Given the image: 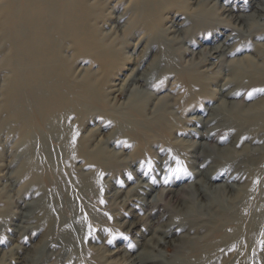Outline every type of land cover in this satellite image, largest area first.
Instances as JSON below:
<instances>
[{"label":"rangeland","instance_id":"rangeland-1","mask_svg":"<svg viewBox=\"0 0 264 264\" xmlns=\"http://www.w3.org/2000/svg\"><path fill=\"white\" fill-rule=\"evenodd\" d=\"M170 1H158L147 7L146 4H136V0H87L86 5L89 4L87 7L92 12L89 21L82 22L80 40L83 44L85 42L84 45L91 44L89 38L93 42L95 40L102 55L91 54L90 51L88 54L79 53L76 47H72L73 41L66 39L65 23L60 21V28L59 24L55 27L53 23H43L48 29L44 28L43 33L55 36L53 40L61 65V72L58 73L64 75L63 84L69 90L78 89V95L70 96L78 102V106L75 110L68 109L71 105L66 106L64 113L58 111L65 119L64 128H67L68 143L71 145H64L63 152L60 149L61 141H51L52 147L47 152L51 155L49 158L52 164H48L47 168H43L44 160H40L42 147L38 148V156L36 154L34 158L37 169L35 167L28 173L24 168L31 164L28 148L33 144L30 139L32 130L26 126L21 127L20 123L8 124V116L1 111L5 104L4 91L14 78L11 74L14 63L11 32L14 28L6 25V22L1 27L0 21V264H140L143 263L142 259L145 261L143 264H185L186 260L174 246H185L188 240L205 235L203 231H195L186 223L197 216V219L200 216L198 220H204L203 211L196 206L195 212H188L182 203L186 201L184 197L188 195V187L198 180L197 172L226 168V172L215 184L222 185L227 178L228 185L244 186L249 160L242 152H258L264 143V137L252 140L237 135V131L241 132L251 126L261 130V126H264V116L258 125H253L251 123L257 118H254L256 114L246 113L250 107L255 106H258L255 111L264 113L263 109H259L264 104V0ZM7 4V0H0V12ZM23 21L21 25L26 22ZM53 26L54 30L51 29ZM155 28H159V31ZM217 47L220 51L211 56L212 49ZM86 55H93L95 59L91 60ZM191 82L197 83L194 90L188 89ZM218 100L234 103L236 107H219L221 102ZM220 117L229 119L231 124L227 121L221 124L218 120ZM38 130L34 128L36 136H40ZM201 143H207L215 151L203 153L196 148ZM228 149L231 151L224 157V150ZM261 164L264 165V152L257 163L260 173L263 171L259 166ZM125 166L128 168L125 169ZM54 173L62 174L64 179L60 176L58 181ZM78 174H81V178ZM258 179L251 191L245 194L239 192L228 208L232 216L247 221L255 216L254 225H264V172ZM56 184L61 185V188L66 187L64 190L68 205L54 189ZM43 191L51 196L46 204L49 211L47 215L44 208H39ZM96 194H99L98 197H95ZM194 197L198 202L197 193ZM233 197H236L234 193L226 192L223 198L229 201ZM69 209L78 213L81 223L72 221L75 217L67 212ZM176 216L181 217L178 219ZM74 223L78 226H74ZM197 225H201V222ZM69 237H72L77 251H80L76 259L70 258L67 253L69 249L66 242ZM246 254L250 259L248 264H264V230L255 249H246L242 253L232 250L225 255L201 259L196 264H247L246 260L243 261ZM151 258L153 261L148 262Z\"/></svg>","mask_w":264,"mask_h":264},{"label":"bare ground","instance_id":"bare-ground-1","mask_svg":"<svg viewBox=\"0 0 264 264\" xmlns=\"http://www.w3.org/2000/svg\"><path fill=\"white\" fill-rule=\"evenodd\" d=\"M8 4L6 5V8H4L1 12H0V16L2 17L1 21V27H3V25L5 24V22L7 23L6 25L8 26H12L14 29L11 33H13V45L11 46V49L14 51L13 55H14V63H13V69L11 71L12 76L14 77L13 80L10 82L8 88H6V90L4 91L3 96L5 97V104H3L2 106V112L6 113L7 119H8V124L10 125H17L20 123L21 127L26 126V128H29L31 131V142L33 143L32 145L30 144L28 148L29 151V158L28 160L31 161L30 166H27L26 169L27 173L29 172V170H34L35 167L37 166L36 162L34 163V158L35 155L38 153L37 150L38 148L42 147V153L40 154V160L43 161L45 165L43 166V168H47L49 165L48 164H52L50 161L49 156L50 153L47 152L50 150V147H52L51 145V141H55V140H59L60 144L62 147H60V149H62V151L64 152L65 147L64 145H71L69 144L68 140V133H67V128L65 129L64 127V121L65 119H63V116H60L61 113L66 111V106L71 105V107H68V109L70 108L71 110H75V108H77L78 105H76L78 102L73 100V95H78L76 93L75 88L72 90H69L68 87H66V84H63V79H64V75L61 73H58L59 71L61 72V65L59 63V52L56 48V45L54 44V40L55 38H53L54 34H45L43 33V30L45 28V24H54L55 27H57V24H59V22H63L67 25V27L65 28L66 31V39H70L73 41V45L72 47H76L77 51H79V53L83 52L88 54L87 52H91L95 53V54H100L101 49L99 48V46L94 43L96 42L92 38H89L88 40L89 43L91 42V44H84L81 42L80 40V35H81V30L83 29V24L82 22L85 20H88L89 14L90 12H92V10H89V8L87 7V0H7ZM90 1V0H89ZM114 1V0H113ZM133 1V0H132ZM158 1H163V0H158ZM157 0H136V4H141L144 5L146 4L147 7H150L151 4H156V2H158ZM172 1V0H171ZM170 1V2H171ZM203 1V0H201ZM201 1L198 3L200 4ZM143 2V3H142ZM174 2V1H173ZM176 2V1H175ZM130 3V2H129ZM185 3V2H184ZM172 4V3H171ZM176 4V3H174ZM152 6V5H151ZM185 6V5H184ZM162 7V5H161ZM174 7V6H173ZM173 7L171 9H173ZM133 8V7H132ZM183 8V6H182ZM163 9V8H161ZM176 9V8H175ZM131 10V9H130ZM136 10V9H135ZM139 10V8H138ZM158 10V9H157ZM130 12V11H129ZM201 12V11H200ZM135 13V12H134ZM133 13V14H134ZM140 13V11H139ZM132 14V15H133ZM202 14V12H201ZM94 15H96V13H94ZM167 15V14H166ZM194 15V14H193ZM93 17V15H91ZM119 16V15H118ZM91 17V18H92ZM170 17V16H169ZM259 17V16H258ZM7 18V21H5ZM105 18V17H104ZM103 18V19H104ZM107 18V17H106ZM161 18V17H160ZM206 18V17H205ZM209 18V17H208ZM207 18V19H208ZM5 19V20H4ZM137 19V18H136ZM171 19V18H170ZM188 19V18H187ZM206 19V20H207ZM26 21L24 23V25L20 22L22 21ZM99 20V19H98ZM97 20V22H98ZM106 20V19H105ZM115 20V19H114ZM156 20V19H155ZM193 20V19H192ZM23 21V22H24ZM89 21V20H88ZM94 21V20H93ZM96 21V20H95ZM159 21V20H158ZM165 21V20H164ZM201 21V20H200ZM237 21V20H236ZM161 22V20H160ZM160 22L158 24H160ZM173 22V21H172ZM195 22V21H194ZM202 22V21H201ZM200 22V24H201ZM204 22V21H203ZM45 23V24H43ZM187 23V22H186ZM189 23V22H188ZM187 23V24H188ZM207 23V22H206ZM205 23V24H206ZM61 24V23H60ZM58 25V27L60 28L61 25ZM134 24V23H133ZM191 24V23H189ZM209 24V23H208ZM211 24V23H210ZM136 25V24H135ZM186 25V24H185ZM48 26V25H47ZM51 26V25H50ZM51 27V29H55V27ZM65 26V25H64ZM164 26V25H163ZM172 26V25H171ZM207 26V25H205ZM132 27V25H131ZM156 27V26H155ZM200 27V26H199ZM212 27V26H211ZM258 27V26H257ZM256 27V28H257ZM161 28V27H160ZM202 28V27H201ZM261 28V27H259ZM6 29V28H5ZM11 29V28H9ZM46 29V28H45ZM64 29V31H65ZM144 29V28H143ZM146 29V27H145ZM148 29V28H147ZM151 29V28H150ZM158 29L157 31H159V28H155ZM163 29V28H162ZM167 29V28H166ZM203 29V28H202ZM48 30V29H46ZM60 30V29H58ZM169 30V29H167ZM10 31V30H9ZM142 31V30H141ZM196 31V30H195ZM8 32V30H7ZM60 32V31H59ZM152 32V31H151ZM150 32V33H151ZM161 32V31H160ZM182 32V31H181ZM246 32V31H245ZM20 33V34H19ZM61 33V32H60ZM149 33V34H150ZM250 33V32H249ZM6 34V33H5ZM63 34V32H62ZM156 34H158L156 32ZM164 34V33H163ZM182 34V33H181ZM189 34V32L187 33ZM10 35V34H9ZM22 35V36H21ZM58 35V34H57ZM152 35V34H151ZM161 35V34H160ZM190 35V34H189ZM188 35V36H189ZM130 36V35H129ZM182 36V35H181ZM10 39V36H8ZM55 37V36H54ZM65 37V36H64ZM157 37V35H156ZM190 37V36H189ZM61 38V37H59ZM143 38V37H142ZM148 38V37H147ZM158 38V37H157ZM187 38V37H186ZM64 38V41L66 40ZM106 39V37H105ZM145 39V38H144ZM165 39V38H164ZM161 40V39H160ZM9 41V40H8ZM62 41V40H61ZM145 41V40H144ZM162 41V40H161ZM114 42V41H113ZM112 42V43H113ZM181 42V41H180ZM196 42V41H195ZM115 43V42H114ZM144 43V42H143ZM161 43V42H160ZM174 43V42H173ZM178 43V42H177ZM58 44V43H57ZM124 44V43H123ZM172 44V43H171ZM183 44V43H182ZM181 44V45H182ZM110 45V44H109ZM108 45V46H109ZM117 45V44H116ZM122 45V44H121ZM142 45V44H141ZM150 45V44H149ZM160 45V44H159ZM163 45V43H162ZM160 45V46H162ZM166 45V44H165ZM178 45V44H176ZM175 45V46H176ZM115 46V45H114ZM153 46V45H152ZM167 46V45H166ZM171 46V45H169ZM122 47V46H121ZM124 47V45H123ZM174 47V45H173ZM180 47V46H179ZM60 48V47H59ZM113 48V47H112ZM149 48V47H148ZM151 48V47H150ZM176 48V47H175ZM110 49V48H108ZM114 49H116V47H114ZM171 49V48H170ZM122 50V49H121ZM148 50V49H147ZM146 50V51H147ZM177 50V49H176ZM180 50V49H179ZM210 50V49H209ZM117 51V50H116ZM161 51V49H160ZM220 51V48H214L212 49V53L211 56L218 53ZM164 52V51H163ZM222 52V51H221ZM224 52V51H223ZM77 53V52H76ZM117 53V52H116ZM162 53V52H161ZM167 53V52H166ZM169 53V52H168ZM78 54V53H77ZM163 54V53H162ZM102 55V54H100ZM158 55V54H157ZM76 56V55H75ZM81 56V55H80ZM88 58H90L91 60L95 59V57H93V55L88 56L86 55ZM170 56V55H169ZM172 56V55H171ZM78 57V56H77ZM76 57V58H77ZM123 57V56H122ZM173 57V56H172ZM179 57V56H177ZM218 57V56H217ZM162 58V57H160ZM159 58V59H160ZM168 57L166 56V59ZM180 58V57H179ZM158 59V58H156ZM84 60V59H83ZM161 60V59H160ZM165 60V58H164ZM121 61V60H119ZM123 61V60H122ZM162 61V60H161ZM171 61V60H169ZM176 61V60H174ZM182 61V60H180ZM207 61V60H206ZM168 62V61H167ZM178 62V61H177ZM205 62V60H204ZM122 63V62H120ZM163 64V62H160ZM176 63V62H175ZM181 63V62H180ZM155 64V63H154ZM178 64V63H177ZM203 65V61L201 63ZM164 65V64H163ZM176 65V64H175ZM189 66V64H187ZM200 65V64H199ZM201 65V67H202ZM169 66V64H168ZM208 66V65H207ZM218 66V65H217ZM200 67V66H199ZM154 68V67H153ZM152 68V69H153ZM162 69V68H160ZM169 69V68H168ZM173 69V67H172ZM193 69V68H192ZM261 69V68H260ZM259 69V70H260ZM167 70V69H166ZM194 70V69H193ZM258 70V71H259ZM151 71V70H150ZM156 71V70H155ZM162 71V70H161ZM197 71V70H196ZM253 71V70H252ZM215 72V71H214ZM149 73V72H148ZM195 73V72H194ZM198 73V72H197ZM202 73V72H201ZM253 73V72H251ZM156 74V73H155ZM210 74V73H209ZM214 74V73H213ZM216 74V73H215ZM214 74V75H215ZM198 74H196L195 76L197 77ZM201 75V74H200ZM207 75V74H206ZM248 75V74H247ZM145 76V75H144ZM211 78V75H209ZM245 76V75H244ZM159 77V74H158ZM216 77V76H215ZM253 77V76H252ZM264 77V76H263ZM66 78V77H65ZM130 78V77H129ZM205 78H207L205 76ZM205 78L203 80H205ZM195 79V77H194ZM208 79V78H207ZM212 79V78H211ZM65 80V79H64ZM140 80V79H139ZM146 80V79H145ZM144 80V81H145ZM158 80V79H157ZM201 80V79H200ZM244 80V79H243ZM63 81V82H62ZM142 81V80H141ZM153 81V80H152ZM155 81V80H154ZM176 81V80H175ZM206 81V80H205ZM211 81V80H210ZM209 81V82H210ZM246 81V80H245ZM156 82V81H155ZM195 82V81H194ZM208 82V81H206ZM243 82V81H242ZM241 82V83H242ZM66 83V82H65ZM144 83V82H143ZM147 82H145L146 84ZM165 83V82H164ZM183 83V82H182ZM236 83V82H235ZM234 83V85H235ZM244 83V82H243ZM181 84V83H180ZM227 84V83H226ZM229 84V83H228ZM232 84V82L230 83ZM229 84V85H230ZM259 84V82H258ZM263 85V83H262ZM75 86V85H74ZM139 86V84H138ZM146 86V85H145ZM179 86V85H178ZM232 86V85H231ZM244 86V85H243ZM256 86V85H253ZM258 86V85H257ZM153 88V86H151ZM161 87V86H160ZM165 87V86H164ZM197 87V83L193 84L192 82L189 84V90L196 88ZM241 87V86H240ZM239 87V89H240ZM252 87V86H251ZM259 87V86H258ZM72 88V86H71ZM136 88V87H135ZM147 88V87H146ZM151 88V89H152ZM181 88V87H180ZM208 88V87H207ZM206 88V89H207ZM211 88V87H210ZM227 88V87H226ZM230 88V87H229ZM137 89V88H136ZM135 89V90H136ZM154 89V88H153ZM152 89V90H153ZM166 89V88H165ZM185 89V88H184ZM225 89V87H224ZM242 89V88H241ZM245 89V88H244ZM256 89V88H254ZM254 89L252 91H254ZM159 90V89H158ZM194 90V89H193ZM235 89H233L234 92ZM81 91V90H80ZM154 91V90H153ZM181 91V89H180ZM209 91V89H208ZM220 91V90H219ZM228 91V90H227ZM232 91V90H231ZM238 91V90H236ZM235 91V92H236ZM248 91V90H247ZM246 91V92H247ZM194 92V91H193ZM210 92V91H209ZM245 92V93H246ZM118 93V92H117ZM138 93V92H137ZM201 93V92H199ZM229 93V92H228ZM237 93V92H236ZM239 93V92H238ZM146 94V93H145ZM148 94V93H147ZM192 94V93H191ZM209 94V93H208ZM213 94V93H212ZM139 95V94H138ZM141 95V94H140ZM193 95V94H192ZM198 95V94H197ZM204 95V94H203ZM246 95V94H245ZM72 96V97H70ZM147 96V95H146ZM155 96V95H154ZM211 96V95H210ZM77 97V96H76ZM186 97V96H185ZM152 98V97H151ZM76 99V98H75ZM148 99V98H147ZM196 99V98H195ZM205 99V98H204ZM77 100V99H76ZM186 100V99H185ZM147 101V100H146ZM184 101V100H183ZM196 101V100H195ZM220 100H218L219 102ZM128 102V101H127ZM178 102V101H177ZM193 102V101H192ZM221 102V101H220ZM184 103V102H183ZM209 103V102H208ZM164 104V103H163ZM165 105V104H164ZM179 105V104H177ZM200 105V104H199ZM218 105V104H217ZM83 106V105H82ZM129 106V105H128ZM147 106V105H146ZM163 106V105H162ZM161 106V107H162ZM166 106V105H165ZM201 106V105H200ZM167 107H170L169 105ZM194 107V106H193ZM216 107V106H215ZM219 107H223V108H235L236 105L234 103H226L224 101H222L219 105ZM256 107H250L246 113H253L256 114V116H254V118H256L255 120H253V122L251 124L253 125H258V123L263 119L264 113L259 114L258 111H255ZM184 108V107H183ZM206 108V107H205ZM142 109V107H141ZM145 110V108H143ZM179 109V108H178ZM211 109V108H210ZM213 109V108H212ZM259 109H263L264 110V104L259 106ZM163 110V109H161ZM262 110V111H263ZM58 111H60L61 113H58ZM68 111V110H67ZM127 111V109H126ZM160 111V110H159ZM164 111V110H163ZM184 111V109H183ZM212 111V110H211ZM166 112V111H165ZM171 111H169L170 113ZM185 112V111H184ZM183 112V113H184ZM188 112V111H187ZM218 112V111H217ZM229 112V111H228ZM240 112V111H239ZM72 113V112H70ZM164 113V112H163ZM172 113V112H171ZM170 113V114H171ZM174 113V112H173ZM176 113V112H175ZM174 113V114H175ZM190 113V112H189ZM214 114V112H212ZM216 113V112H215ZM154 114V113H153ZM178 114V113H177ZM208 114V113H207ZM231 114V113H230ZM239 114V113H236ZM235 114V115H236ZM63 115V114H62ZM69 114H67L68 116ZM173 115V114H171ZM170 115V116H171ZM176 115V114H175ZM186 115V114H185ZM183 115V116H185ZM221 115V114H220ZM233 115V114H232ZM155 117L157 116V113H155L154 115ZM162 116V115H161ZM169 116V117H170ZM208 116V115H207ZM217 116V114H216ZM149 117V116H148ZM147 117V118H148ZM215 117V116H214ZM229 117V116H228ZM233 117V116H232ZM239 117V116H238ZM237 117V118H238ZM242 117V116H241ZM234 118V117H233ZM244 118V117H242ZM241 118V119H242ZM147 120V119H146ZM152 120V119H151ZM174 120V119H173ZM183 120V119H182ZM218 120H220L221 124L225 121H227V123L231 124V121L229 119H224V118H219ZM217 120V122H219ZM229 120V122H228ZM234 120V119H233ZM236 120V119H235ZM169 121V120H168ZM211 122H214L210 119ZM238 121V120H237ZM240 121V120H239ZM147 122V121H146ZM153 122V121H152ZM179 122V121H177ZM210 122V123H211ZM216 122V121H215ZM214 122V123H215ZM145 123V122H144ZM105 124V123H104ZM130 124V123H129ZM170 124V123H169ZM179 124V123H178ZM184 123H182L181 125H183ZM204 124V123H202ZM213 124V123H212ZM152 125V124H151ZM172 125V124H171ZM180 125V124H179ZM211 125V124H208ZM214 125V124H213ZM127 126V125H126ZM130 126V125H129ZM166 126V124H165ZM226 126V125H225ZM128 127V126H127ZM131 127V126H130ZM202 127V126H201ZM262 129L264 130V126H261ZM34 128H38L40 136H36L33 132H34ZM70 128V127H69ZM173 128V127H172ZM213 128V127H212ZM220 128V127H218ZM72 129V128H71ZM128 129V128H127ZM179 129V128H178ZM206 129V128H204ZM215 129V128H213ZM228 129V127H227ZM129 130V129H128ZM211 130V129H210ZM235 130V129H234ZM261 129H254V127H250L247 128L245 130L237 131V135H239V137L242 135L243 137H249L252 140H261L262 137H264V133H262ZM37 131V130H36ZM139 131V130H138ZM232 131V130H231ZM69 132V131H68ZM134 132V131H133ZM172 132V131H171ZM179 132V131H177ZM225 132V130H224ZM233 132V131H232ZM113 134L115 133L112 132ZM220 133V132H219ZM231 133V132H230ZM70 134V133H69ZM144 134V133H143ZM201 134V133H200ZM209 134V131H208ZM228 134V132H227ZM226 134V135H227ZM150 135V134H149ZM161 135V134H160ZM173 135V134H172ZM225 135V134H224ZM233 135V134H232ZM29 136V135H28ZM162 136V135H161ZM114 137V136H113ZM199 137H203L202 135H199ZM217 137H221L220 135ZM115 138V137H114ZM74 139V138H73ZM113 139V138H112ZM127 139V138H126ZM154 139V138H153ZM158 139V138H157ZM156 139V140H157ZM170 139V138H168ZM239 139V138H238ZM115 140V139H113ZM220 140V138H219ZM244 140V139H243ZM36 141V143L34 142ZM103 141V140H102ZM106 141V140H105ZM125 141V140H124ZM214 141V140H213ZM77 142V141H76ZM109 142V141H108ZM172 142V141H171ZM165 143V142H164ZM209 143V141H208ZM243 143V142H242ZM247 143V142H246ZM249 143V142H248ZM59 144V143H58ZM181 144V142H180ZM245 144V143H244ZM250 144V143H249ZM253 144V143H252ZM100 145V144H99ZM155 145H157L155 143ZM188 145V144H187ZM221 145V144H220ZM251 145V144H250ZM79 146V145H78ZM77 146V147H78ZM96 146V145H95ZM119 146V144H118ZM217 146V145H216ZM234 146H236V144H234ZM81 147V146H80ZM99 147V146H98ZM102 147V146H101ZM160 147V146H159ZM186 147V146H185ZM259 147V146H258ZM46 148H48V150H46ZM70 148V147H69ZM134 148V146H133ZM158 148V147H157ZM184 148V147H183ZM191 148V145H190ZM196 148L200 149L203 153H211L214 152L215 150L210 147L209 145L206 144H198V146H196ZM78 149V148H77ZM84 149V147H83ZM82 149V150H83ZM151 149V148H150ZM168 149V148H167ZM71 150V149H70ZM159 150V149H158ZM169 150V149H168ZM76 151V150H75ZM79 151V150H77ZM133 151V150H132ZM225 152L223 153V156L225 157L231 150H224ZM44 152V153H43ZM70 152V151H69ZM114 152V151H113ZM146 152V150L144 151ZM151 152V150H150ZM153 152V150H152ZM151 152V153H152ZM184 152V151H182ZM200 152V151H199ZM260 152V153H259ZM264 152V143L261 146V148L259 149V151L257 152L256 150L253 151H249V150H244L242 152V155L246 158H248L247 160H249V164L248 167H246V172H245V178H244V186L243 187H235L234 185H228V179H224L223 184H215L217 182V180L220 179L221 175L223 174V172L225 173L226 171H224L225 169L223 168H214L212 170H208V171H202V172H197V176H198V180L196 183H194V185H190V187H188V195L186 194L184 197L186 199V201L184 200L182 203L185 205V207L188 210V212H195V208L196 206L197 209H199L203 215L202 217H204L205 219L202 220H198L200 218L197 219V217H195V219L193 220H189L186 221L187 225L190 228H194L193 230L195 231H203L205 233V235L199 239H190L188 240V243L184 246V245H178V246H174L177 248V251L183 256V258L186 260L185 264H196L199 260L201 259H209L212 258L214 256H218V255H225L227 252L232 251V250H238L240 253L246 251V249L251 250L252 248L255 249L256 248V243L258 242V240L261 238V235L263 234V230H264V225L263 224H255L254 225V221H255V216H253L252 218H250V220H246L243 219L241 217H238L236 215H233L229 212V205L232 201H234L238 195L239 192H242L243 194L247 193L253 186H256L259 179L258 177L261 176V173L264 172V165L261 164L259 165L263 171L260 173L259 167H257V163H258V159L261 157L262 153ZM68 153V152H66ZM86 153V152H84ZM118 153V152H117ZM126 153V152H124ZM155 153V152H153ZM176 153V151H175ZM113 154V153H112ZM171 154V153H170ZM178 154V153H177ZM42 155V156H41ZM115 155V154H113ZM131 155V154H130ZM169 155V154H168ZM185 155V154H184ZM38 156V154H37ZM93 156V155H92ZM117 156V155H116ZM148 156V155H147ZM153 156V155H152ZM172 156V154H171ZM197 156V155H196ZM207 156V155H206ZM54 157V155H53ZM96 157V156H95ZM151 157V156H149ZM185 157V156H184ZM70 158V157H69ZM92 158V157H91ZM131 158V157H130ZM234 158V157H233ZM56 160V158H53ZM76 159V158H75ZM78 159V158H77ZM96 159V158H95ZM165 159V158H164ZM187 159V158H186ZM52 160V159H51ZM63 160H64V155H63ZM93 160V159H92ZM146 161V159H144ZM142 160V161H144ZM150 160V159H149ZM177 160H179L177 158ZM203 160V159H202ZM206 160H208L206 158ZM205 160V161H206ZM116 161V160H115ZM120 161V160H119ZM127 161V160H126ZM138 161V160H136ZM181 161V160H180ZM73 162V161H72ZM85 162V161H84ZM140 162V161H139ZM166 162V161H164ZM163 162V163H164ZM65 163V162H64ZM83 163V162H82ZM91 163V161H90ZM148 163V161H147ZM168 163V162H167ZM183 163V162H182ZM206 163V162H204ZM66 164V163H65ZM145 164V163H144ZM140 165V164H139ZM56 166V165H55ZM82 166V165H81ZM87 166V165H86ZM53 167V166H52ZM64 167V166H63ZM138 167V166H137ZM179 167V166H178ZM183 167V166H182ZM42 168V169H43ZM91 168V167H90ZM102 168V167H101ZM109 168V167H108ZM111 168V167H110ZM109 168V169H110ZM128 168L127 166H125V169ZM130 168V167H129ZM168 168V167H167ZM260 168V169H261ZM37 169V167H36ZM40 169V168H39ZM50 169V168H49ZM60 169V168H59ZM82 169V168H81ZM123 169V168H122ZM44 170V169H43ZM61 170V169H60ZM59 170V171H60ZM134 170H137L134 168ZM195 170V169H194ZM204 170V169H203ZM62 171V170H61ZM60 171V172H61ZM102 171V170H101ZM162 171V170H161ZM179 171V170H178ZM52 172V171H51ZM118 172V171H116ZM68 173V172H67ZM94 173V172H92ZM137 173V172H136ZM184 173V172H183ZM82 174V173H81ZM80 174V175H81ZM91 174V173H90ZM115 174V173H114ZM118 174V173H116ZM79 175V174H78ZM79 175V176H80ZM109 175V174H108ZM122 174H120L121 176ZM55 178L60 181V176L61 179H64V176L58 175V173H54ZM68 176V174H67ZM90 176V175H89ZM117 176V175H116ZM115 176V177H116ZM130 176V175H129ZM48 177V176H47ZM50 177V176H49ZM70 177V176H69ZM92 177V176H91ZM97 177V176H96ZM113 177V176H112ZM110 177V178H112ZM241 177V176H239ZM53 178V177H51ZM81 178V176H80ZM84 178V177H83ZM82 178V179H83ZM87 178V177H86ZM49 179V178H48ZM232 179V177L230 178ZM54 180V179H53ZM95 180V179H94ZM35 181V180H34ZM47 181V180H46ZM32 182V181H31ZM42 182V181H41ZM52 182V181H51ZM62 182V181H61ZM74 182V181H73ZM109 182V181H108ZM43 183V182H42ZM65 183V181H64ZM82 183V182H81ZM97 183V182H95ZM107 183V182H106ZM44 184V183H43ZM108 184V183H107ZM150 184V183H149ZM165 184V183H164ZM48 185V184H46ZM64 185V184H63ZM62 185V186H63ZM67 185V184H66ZM166 185V184H165ZM185 185V184H184ZM45 186V185H44ZM50 186V185H48ZM54 189L57 190L60 195L62 196L61 198H63L65 200V204L68 202L66 201V192H65V188H61L60 186H58V184L54 185ZM78 186V184H77ZM108 186V185H107ZM246 186H249L248 188H246ZM30 187V186H29ZM95 187V185H94ZM151 187V186H150ZM28 188V187H27ZM34 188V187H33ZM43 188V187H42ZM51 188V187H50ZM70 188V187H69ZM104 188V187H102ZM108 188V187H107ZM160 188V187H159ZM169 188V187H168ZM35 189V188H34ZM38 189H40V187H38ZM143 189V188H142ZM167 189V188H166ZM51 190V189H50ZM94 190V189H93ZM92 190V191H93ZM98 190H100L98 188ZM27 191L30 190L28 189ZM83 191V190H81ZM162 191V190H161ZM251 191V190H250ZM44 192V191H43ZM53 192V191H52ZM68 192V191H67ZM72 192V191H71ZM142 192V191H141ZM226 192H230V193H234V196L236 195V197H233L232 199H229V201H225L224 200V196ZM38 193V192H37ZM79 193V192H78ZM93 194L94 191L92 192ZM101 193V191H100ZM151 193V192H150ZM197 193L198 197H199V201L197 202L196 198L194 197V194ZM28 194V192H27ZM82 195V194H80ZM90 195V193H89ZM96 194L95 197H98ZM155 195V194H154ZM168 195V194H167ZM43 196V200H42V204L41 206H39V208H44V213L47 215L48 208L46 206L47 204V200L49 198V196L47 195L46 192H44V194L42 193ZM83 196V195H82ZM79 196V197H82ZM165 196V195H164ZM51 197V196H50ZM54 197H55V193H54ZM85 197V196H84ZM91 197V195H90ZM259 197V196H258ZM53 198V197H52ZM73 198V197H72ZM165 198V197H164ZM83 199V197H82ZM87 199V198H86ZM152 199V198H151ZM160 199V198H159ZM163 199V198H162ZM160 199V200H162ZM169 199V198H168ZM51 200V198H50ZM100 200V199H99ZM149 200V199H148ZM257 200V199H256ZM44 201V202H43ZM55 201V200H54ZM96 201V200H95ZM142 201V200H141ZM155 201V200H154ZM165 201V200H164ZM172 201V200H171ZM63 202V201H62ZM86 202V201H85ZM94 202V201H93ZM161 202V201H160ZM159 202V205H160ZM197 202V203H196ZM257 202V201H256ZM151 203V202H150ZM165 203V202H164ZM174 203V202H173ZM188 203V204H187ZM69 203H67L68 205ZM77 204V203H76ZM148 204V203H147ZM172 204V203H171ZM53 205V204H52ZM55 205H58V202L56 200ZM94 205V204H93ZM156 205V204H155ZM174 205V204H173ZM232 205V204H231ZM64 206V205H63ZM148 206V205H147ZM237 206V205H235ZM166 207V205H165ZM66 208V207H65ZM76 208V207H75ZM94 208V207H93ZM73 209V208H72ZM70 210L67 211L69 214L71 213V215L73 217H75L74 219H72V221L74 220L75 222L78 221L79 223H81V220L78 217V213L75 212V210ZM79 209V208H78ZM77 209V211H78ZM160 209V208H159ZM162 209V208H161ZM165 209V208H164ZM80 210V209H79ZM98 210V209H97ZM33 211V210H31ZM42 211V210H41ZM143 211V210H142ZM164 211V210H163ZM198 211V210H197ZM199 211V212H200ZM62 212V211H61ZM99 212V211H98ZM144 212V211H143ZM165 212V211H164ZM163 212V213H164ZM29 213V212H28ZM33 213V212H31ZM23 214V213H22ZM101 214V213H100ZM170 214V212H169ZM169 214L167 213V215L169 216ZM192 214V213H191ZM245 214V213H244ZM255 214V213H254ZM253 214V215H254ZM64 215V214H62ZM85 215V214H84ZM91 215V213H90ZM172 215V213H171ZM24 216V215H23ZM167 216V217H168ZM25 217V216H24ZM23 217V218H24ZM171 217V216H170ZM169 217V218H170ZM177 217V216H176ZM181 217V216H178ZM177 217V218H178ZM191 217V216H190ZM193 217V216H192ZM29 218V217H28ZM84 218V217H83ZM99 218V217H97ZM174 218V217H173ZM27 219V218H26ZM180 219V218H178ZM184 219H186L184 217ZM86 220V219H85ZM172 220V219H171ZM177 219L173 220L176 221ZM188 220V219H187ZM39 221V220H38ZM28 222V221H27ZM40 222V221H39ZM43 222V221H42ZM62 222V221H61ZM201 222V225H197V223ZM37 223V222H36ZM59 223V222H57ZM78 223V224H79ZM138 223V222H137ZM74 226H78L76 225V223H74ZM169 224V223H168ZM167 224V225H168ZM41 225V224H40ZM54 225V224H53ZM93 225V224H92ZM145 225V224H144ZM163 225V224H162ZM38 226V225H37ZM44 226V225H43ZM47 226V225H46ZM198 226V227H197ZM50 227V226H49ZM59 227V226H58ZM32 228V226H31ZM35 228V227H34ZM167 228V226H166ZM48 229V228H47ZM93 229V228H92ZM161 230V229H160ZM170 230V229H169ZM36 231V230H35ZM46 231V230H45ZM90 231V230H89ZM98 231V230H97ZM159 231V230H158ZM157 231V232H158ZM48 232V231H47ZM44 232V233H47ZM197 233V232H196ZM48 235L50 233H47ZM46 234V235H47ZM78 235V234H77ZM89 235V234H88ZM199 235V234H198ZM54 236V235H52ZM57 236V234H56ZM159 236V235H158ZM50 237V236H49ZM60 238V237H59ZM172 238V237H171ZM61 239V238H60ZM68 242H66V244L68 243L67 249H69V251H67L68 256L70 258H74L76 259L77 256H79V252L76 249V245H75V241L72 239V237L67 239ZM89 240V239H87ZM170 240V239H169ZM145 241V240H144ZM54 242V241H53ZM63 242V241H62ZM142 243V242H141ZM157 243V242H156ZM48 245V243L46 244ZM58 246V245H56ZM65 246V244H64ZM61 247V246H60ZM78 247V246H77ZM66 248V247H65ZM119 248V247H118ZM150 249V248H149ZM188 251L187 253H185V251ZM60 253V252H59ZM65 253V252H64ZM185 253V254H184ZM82 254V253H81ZM85 254V253H84ZM253 254V253H252ZM64 255V254H63ZM87 255V254H86ZM90 255V254H88ZM147 255V254H146ZM153 255V254H151ZM155 255V254H154ZM159 255V254H158ZM131 256V255H130ZM142 256V255H141ZM140 256V257H141ZM160 256V255H159ZM81 257V256H80ZM139 257V258H140ZM220 257V256H219ZM223 257V256H222ZM105 258V257H104ZM147 258V257H146ZM61 259V258H60ZM107 259V258H106ZM182 259V258H181ZM143 263L145 262L144 259ZM147 260V259H146ZM175 260V259H174ZM189 260V261H188ZM247 262V264L249 263V255L246 254V256H243V261ZM59 261V260H58ZM86 261V260H85ZM135 262H139L137 259H134ZM149 261H153L152 258L148 260ZM156 262V261H155ZM210 262V261H209ZM61 263V262H60ZM142 262L140 264H143ZM160 263V262H159ZM211 263V262H210ZM69 264V263H68ZM138 264V263H137ZM157 264V263H156ZM183 264V263H180ZM246 264V263H245Z\"/></svg>","mask_w":264,"mask_h":264}]
</instances>
